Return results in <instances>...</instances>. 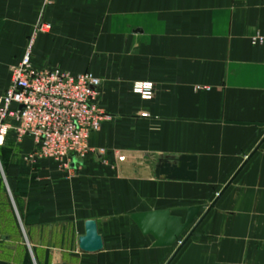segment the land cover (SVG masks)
I'll return each mask as SVG.
<instances>
[{
  "label": "crops",
  "instance_id": "crops-1",
  "mask_svg": "<svg viewBox=\"0 0 264 264\" xmlns=\"http://www.w3.org/2000/svg\"><path fill=\"white\" fill-rule=\"evenodd\" d=\"M33 35L38 58L68 42L60 69L100 80L103 154L61 171L28 160L30 138L0 147V264H264V0H0L3 92ZM145 82L149 101L132 93ZM182 156L195 182L155 178ZM191 207L182 246L155 247L130 218ZM88 221L93 254L79 248Z\"/></svg>",
  "mask_w": 264,
  "mask_h": 264
},
{
  "label": "built area",
  "instance_id": "built-area-1",
  "mask_svg": "<svg viewBox=\"0 0 264 264\" xmlns=\"http://www.w3.org/2000/svg\"><path fill=\"white\" fill-rule=\"evenodd\" d=\"M31 41L11 69L9 87L0 94V147L9 137L18 142L30 138L34 150L29 161L49 162L68 171L74 159L83 160L91 152L103 154L90 147V137L103 120L97 103L100 80L89 73L35 69ZM153 92L147 82L132 87L143 101L151 100Z\"/></svg>",
  "mask_w": 264,
  "mask_h": 264
},
{
  "label": "water",
  "instance_id": "water-1",
  "mask_svg": "<svg viewBox=\"0 0 264 264\" xmlns=\"http://www.w3.org/2000/svg\"><path fill=\"white\" fill-rule=\"evenodd\" d=\"M197 159L182 156L177 159L161 158L155 166L154 175L157 180H171L183 182L196 181ZM200 212V207L187 209L184 220L172 216L170 211H151L134 213L131 220L144 236H152L155 247H172L180 242L185 231L193 224ZM199 222V221H198ZM198 224V223H197ZM85 236L79 239V248L82 252L93 254L102 251L103 241L98 234L94 221L86 223ZM194 228L182 239L181 246L193 234Z\"/></svg>",
  "mask_w": 264,
  "mask_h": 264
},
{
  "label": "rangeland",
  "instance_id": "rangeland-1",
  "mask_svg": "<svg viewBox=\"0 0 264 264\" xmlns=\"http://www.w3.org/2000/svg\"><path fill=\"white\" fill-rule=\"evenodd\" d=\"M44 26H45L44 29L42 28V26L38 27V31L40 30L39 31L40 33H48L50 31L48 24H45ZM42 29H43V31H42ZM36 34H37V31H36ZM32 38H30L29 41L26 43L25 51L27 50V48L31 44V42H32L31 40H33V43H32V65H33V67H36V68L40 69V68H45V66L46 67L50 66V67H53V69L64 71L63 69H60V66L61 67L65 66L64 64H66V62L68 61V56L67 55H68L69 43L68 42H55L54 43V46H55L54 48L56 49L55 52H57V54H56L57 56L43 59V58H38L37 57V53H36V44H37L36 35H33ZM52 45H53V43H52ZM16 61H17V59H15L14 63ZM14 63L11 64L10 66H8V76L10 75L12 67L16 66L18 62L16 64H14ZM63 68H65V67H63ZM82 74H87V73H82ZM1 81L2 80H1V74H0V94L3 93V90L5 89V87L1 84ZM24 141L18 142L14 138L9 137L7 139V141H6V143H9L10 146H18V147H20L21 145L22 146L25 145ZM6 143L4 144V146L6 145Z\"/></svg>",
  "mask_w": 264,
  "mask_h": 264
}]
</instances>
